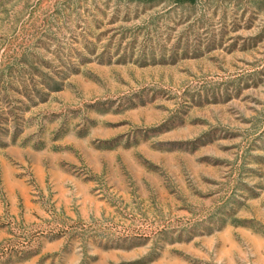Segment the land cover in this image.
Masks as SVG:
<instances>
[{
    "label": "rangeland",
    "instance_id": "1",
    "mask_svg": "<svg viewBox=\"0 0 264 264\" xmlns=\"http://www.w3.org/2000/svg\"><path fill=\"white\" fill-rule=\"evenodd\" d=\"M0 264H264V0H0Z\"/></svg>",
    "mask_w": 264,
    "mask_h": 264
}]
</instances>
